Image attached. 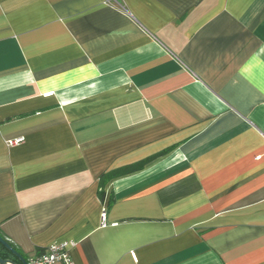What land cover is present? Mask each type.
<instances>
[{"label": "crops", "instance_id": "1", "mask_svg": "<svg viewBox=\"0 0 264 264\" xmlns=\"http://www.w3.org/2000/svg\"><path fill=\"white\" fill-rule=\"evenodd\" d=\"M0 237L264 264V0H0Z\"/></svg>", "mask_w": 264, "mask_h": 264}, {"label": "built area", "instance_id": "2", "mask_svg": "<svg viewBox=\"0 0 264 264\" xmlns=\"http://www.w3.org/2000/svg\"><path fill=\"white\" fill-rule=\"evenodd\" d=\"M19 140L9 142V145L17 143ZM102 225H105V212L101 215ZM27 264H73L67 248L64 244L49 246L43 253L32 256Z\"/></svg>", "mask_w": 264, "mask_h": 264}, {"label": "trees", "instance_id": "3", "mask_svg": "<svg viewBox=\"0 0 264 264\" xmlns=\"http://www.w3.org/2000/svg\"><path fill=\"white\" fill-rule=\"evenodd\" d=\"M145 163H146V161L141 162V163H139V164H137V165H135L133 167L127 168L126 170H124V172H127V173L130 172L131 173L132 171H136L137 169L142 167ZM122 173H123V171H119V172H115V173H112V174H109V175H106V176L102 177L101 180H100V188H102V185L105 183L106 180H108V179H110L112 177H115L117 175H120ZM99 197L100 198L102 197V193L101 192H99ZM9 245L14 249V247L11 244H9ZM0 258H2V259H13L14 261L17 262L16 258L12 254H10L6 249H4L2 246H0Z\"/></svg>", "mask_w": 264, "mask_h": 264}, {"label": "water", "instance_id": "4", "mask_svg": "<svg viewBox=\"0 0 264 264\" xmlns=\"http://www.w3.org/2000/svg\"><path fill=\"white\" fill-rule=\"evenodd\" d=\"M0 246L6 249L10 254H12L18 262L13 259H2L0 258V264H27L23 258L5 241L0 237Z\"/></svg>", "mask_w": 264, "mask_h": 264}]
</instances>
